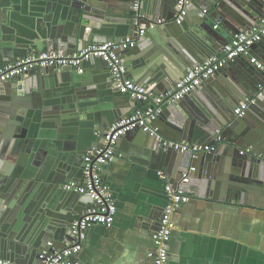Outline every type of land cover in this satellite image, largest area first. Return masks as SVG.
Listing matches in <instances>:
<instances>
[{
	"label": "water",
	"instance_id": "water-1",
	"mask_svg": "<svg viewBox=\"0 0 264 264\" xmlns=\"http://www.w3.org/2000/svg\"><path fill=\"white\" fill-rule=\"evenodd\" d=\"M14 1L17 9H20L24 2V0ZM50 1L54 2L52 6L63 5L73 9L74 22H70L62 31L55 27L49 32L44 31L46 25L41 24L38 28V37L33 40L39 46L36 48L30 46L26 52L17 50L18 56H27L31 48V51L47 48L71 52L81 50L94 42H106L112 39L120 41L127 36L135 35L139 27L145 24L147 29L144 37L152 43L146 46L149 40L144 43L139 40L130 50H123L121 54L133 76L144 84L156 83L157 93L175 87L189 68L217 55L229 41L230 36L250 29L259 18L264 16V0H216L215 3L211 0H191L189 13L181 19L177 17L178 0H144L141 7L142 16L138 21L136 20L137 12L132 8V0ZM149 3L151 6L153 4V12L150 16L146 14ZM207 6L214 11L215 18L202 17L199 15V10H196ZM193 10L197 11L195 12L197 16L193 15ZM14 12L12 11L6 17L13 18ZM112 16H116L117 19H113ZM110 17H112L111 22L114 21L113 24L107 20ZM157 19H162L163 23L150 28V21ZM83 20L94 24L95 28L89 26L90 24H84ZM218 23L220 24L218 29H221L223 33L215 30V25ZM103 26L106 27L104 30L101 28ZM103 31L105 35L102 34ZM255 46H264V40ZM133 54L136 55V62L128 58ZM93 59L103 62L107 67L106 62L101 58ZM230 65L236 68L238 76H233L229 71L226 73L228 69L224 68L181 100L165 104L163 113L153 124L158 126L157 123L160 122L162 129L153 133L137 128L121 139L124 138L131 143L129 152L134 157L146 159L152 156L158 165L164 166L175 186L178 185L184 172L196 167V170L190 171L189 182L180 185L190 194L208 195L228 201L235 200L264 208V102L258 99L257 104L253 105L243 117H237L234 113L240 100L250 95L248 93L256 94L260 90L262 82L257 83L254 76L256 74L261 76L263 70L248 62L246 57L238 58ZM75 71L76 69L70 66L56 69L39 67L28 74L0 83V255L2 257L8 255V250L14 248L16 245L14 241L23 243L22 240L26 238L27 241L34 242L38 237V235L34 237L30 235L31 228L22 227L20 223L25 208L20 209L17 206L16 209V204L23 206L29 204L28 194L35 185H38V180L44 179L43 175L47 173L50 166L57 167L56 170L60 174L69 173L68 163L71 161H66L64 158L61 161L54 151L48 158L49 164L47 161L44 165L38 161L35 162L33 158L37 156L39 151L37 148L41 145L46 152H51L52 150L46 146L45 142L54 137H57L58 145L68 149H71L69 146L74 145L73 143L77 145L79 142V154L72 162L74 166L72 172L79 168L78 175H82L86 153L101 143L105 131L118 117L126 115L124 109L110 112L105 106V110L103 105L98 104L99 94H92L90 101L82 97L79 99L73 97L70 100L68 98L49 109L46 108L44 117L50 115L54 125L55 122L63 124L72 121L71 135L52 136L50 133L55 132L54 129L46 136L44 131L38 136L35 129L38 109V104H34L36 94L42 92L44 87L50 88L53 84L58 85L57 87L62 90L60 85L64 83H59L62 76L66 77V85H82L83 88L89 87L93 91H112L113 94L110 95H116L120 101L118 106H121V102L129 101L130 94L115 87L112 74L110 81H100L84 73L77 76ZM207 86L212 87V92L205 94L203 99H199L197 95L200 96L202 90L207 92ZM54 89L56 91V88ZM65 93L68 94V92ZM69 94H83V92L75 90ZM191 98L198 101H193ZM132 100L134 104L137 103L134 98ZM71 104L75 109H72L69 115L62 116L56 112L57 110L69 112ZM261 105L262 111L259 110ZM88 108L98 109L100 112L95 117V121L90 120L91 112ZM73 132H76V135ZM219 133L222 141L218 149L202 152L197 157H193L190 151L181 153L165 147L160 141V138L164 137L205 145L214 143ZM75 139L76 142L71 141ZM6 157L12 160H6ZM6 161L9 163L6 164ZM32 164L41 168L38 175L37 172L28 174L33 170ZM2 165L8 169H3ZM53 173L54 170L49 180ZM55 188L58 187L55 186ZM58 193L65 196L86 197L90 201L87 195L74 191L63 190ZM42 205H45L44 202ZM21 211L22 214H20ZM45 211L48 215L43 223L50 214H56V211L50 208L42 209L40 216L33 215L32 225L35 226L34 217L43 218L41 214ZM59 215L61 219L65 216L63 213ZM46 229L50 230L43 238V242L47 243L44 245L48 247L52 245L54 248L66 246L65 239L71 233L69 229L56 231L60 229L54 225ZM23 244L32 250V247H28V243ZM12 254L11 251L10 255ZM5 258L14 261L11 256ZM35 264H39V261L36 260Z\"/></svg>",
	"mask_w": 264,
	"mask_h": 264
},
{
	"label": "crops",
	"instance_id": "crops-1",
	"mask_svg": "<svg viewBox=\"0 0 264 264\" xmlns=\"http://www.w3.org/2000/svg\"><path fill=\"white\" fill-rule=\"evenodd\" d=\"M211 1L212 3L216 2V0ZM53 4L54 2L50 0H24L20 9H17L18 7L14 0H0V65L19 58L17 50L26 52L30 46L34 48L39 46L33 40L38 37V28L41 24L46 25L44 31L49 32L50 30H54L55 27H58L62 31L70 22H74L73 16L75 12L73 9L63 5L52 6ZM152 6L151 3L147 6L146 14L149 16L153 12ZM205 8L210 9L208 6ZM200 9L196 10L200 12ZM196 10L192 12L194 16H197ZM12 11H15L13 18L6 17ZM199 15L201 16V14ZM207 16L215 18L214 11L210 9V13ZM112 17H114L113 19H117L116 16ZM112 17L107 20L111 22ZM82 22L90 24L87 20H83ZM112 22L111 24H113ZM89 26L95 28L94 24H90ZM101 28L104 30L106 27L103 26ZM215 30L223 33L221 29L215 28ZM102 34L105 35V31ZM148 40V38L143 37L140 42L144 43V41L147 42ZM150 43L152 41L149 40L146 46H149ZM255 45L253 47V54L264 62V46ZM31 49H29L30 54L33 52ZM128 58L136 62V55L133 54ZM246 59L250 62L248 57ZM107 67L103 62L93 59L85 64L83 73L98 78L100 81H110L111 72ZM226 69H228L226 73L229 71L233 76H238L236 68H232L230 63ZM262 70L263 74L261 76L257 74L254 76V80L257 83L260 82L261 84L262 82L260 90L264 88V69ZM75 72L77 76L81 74L77 70ZM129 75L139 84L144 85L131 72ZM65 80L66 77L62 76L59 82L64 83V85H60L63 88L62 90L57 87L58 85L53 84L50 88L44 87L42 92L36 94L34 104H38V109L35 120L37 128L35 129H37L38 136L42 131L45 132L44 135L46 136L54 129L56 131L50 133L52 136L71 135L73 131L70 130L72 121H67L63 124L55 122L54 125L50 115L44 117L46 108L49 109L68 98L70 100L73 97H76V99L82 97L90 101L92 94H99L100 100L98 104L103 105L104 109L105 106L110 112L124 109L126 115L132 113L140 105L138 103L134 104L130 95L129 101L121 102V106H118L120 101H118L116 95H110L113 94L111 93L112 91H93L89 87L83 88L82 85H66ZM145 85L156 89V83ZM54 88H56V91H54ZM75 90H79L83 94H69ZM206 90L208 91L202 90L200 96L199 94L197 95L199 99H203L205 94H210L212 87L209 86ZM65 92H68V94ZM248 94L250 95H246L245 97L253 96L255 92ZM261 96L259 100L264 102V93ZM191 99L198 101L195 98ZM241 101L237 103V106ZM262 107L261 105L260 111L264 108ZM72 109L75 108L71 104L69 112L64 110L55 111L59 112L62 116H67L72 112ZM76 109L78 110L79 108L77 107ZM88 110L91 112V115H89L90 120L95 121V117L100 112L98 109L90 110L88 108ZM120 118L122 117H118L115 121ZM157 124L162 129L160 122ZM73 134L76 135V132H73ZM56 139L57 137H54L45 142L46 146L52 150L51 152H46L40 145L37 148L40 158L37 153V156L33 160L44 165L46 161L48 163V158H50L54 151L58 154L57 158L61 161L63 158L66 161H71L68 163L69 173L66 175L60 174L56 170L58 169L57 167L50 166L47 173L43 175L44 179L38 180V185H35L28 194L27 201L29 204L26 206L16 204V209L17 206L20 209L25 208L23 214L22 211L20 212L22 214L20 224L24 228L32 229L33 233H30L32 237L35 235H38V237L34 242L27 241L26 238L22 240L23 243H28V247H32V250L26 248L25 246L27 245L21 243V241H14L16 245L12 250H8L9 254L3 256V258L11 256L15 264H35V261H38V254L43 249L48 248V245H44L47 243L43 242V238H45L50 230L46 228L48 226L53 227L54 225L60 229L56 231H62L64 228L71 231L70 224L72 220L80 216L83 210L90 204V201L86 197L65 196L62 193H58L65 190L63 188L65 182L70 180L80 181L82 180V175H78L79 168H76L72 172L74 168L72 162L76 160L79 154V142H77V145L73 143L74 145L69 146L71 149H68V147L58 145ZM71 141L76 142V139ZM130 147L131 143L129 141L124 138L120 139L118 155L107 165L106 177L111 183L118 206L115 223L110 228L95 225L89 230L84 248L77 256L83 261L101 264H153L148 253L153 246V231L159 224L166 203L165 187L167 180L162 177L160 172L168 173L164 166L161 167V165H158V162L153 160L152 156L146 159L144 157H134L129 152ZM8 159L12 160V158L6 157V160ZM56 162H58L57 159ZM8 163L9 161H6V164ZM2 167L5 170L8 169L4 165ZM32 167V171L27 170L29 171L28 174L37 172L38 175L41 168L34 164H32ZM53 170V176L49 180ZM55 186L58 188H55ZM191 196L190 202L179 210L175 219V229L169 247L171 264H264V208H259L248 203H240L235 200L215 199L208 195L199 196L191 194ZM42 202L45 205L41 206ZM48 208L56 211V214H50L49 218L43 223L45 217L48 215L45 211L41 214L43 218L34 217L33 222H35V226L32 225L31 219L33 215L40 216V211ZM60 213L65 214L66 217L64 216L61 219ZM37 223L38 227L36 226ZM65 240L64 244L66 246L71 243L73 240L72 233ZM58 244L60 245L61 243ZM11 251L12 255H10Z\"/></svg>",
	"mask_w": 264,
	"mask_h": 264
},
{
	"label": "built area",
	"instance_id": "built-area-1",
	"mask_svg": "<svg viewBox=\"0 0 264 264\" xmlns=\"http://www.w3.org/2000/svg\"><path fill=\"white\" fill-rule=\"evenodd\" d=\"M143 2L144 0H132V8L137 12V21L142 16ZM190 4L191 0H178L177 17L179 19L189 13ZM209 13V8H202L199 12L202 17ZM162 23V19L151 20L150 28ZM219 26L218 23L215 28L218 29ZM146 29L147 26L143 24L133 36H127L120 41L94 42L81 50L71 52L50 49L33 51L25 57H19L15 61L0 65V83H3L28 74L39 67L56 69L70 66L79 73H83L88 61L96 57L101 58L113 75L115 87L129 93L140 104L132 113L115 121L105 131L101 143L86 153L82 180H70L63 184V188L67 191L87 195L90 198V204L70 224L73 236L71 243L64 248H54L49 245L39 253V264H101L83 261L77 256L83 250L89 230L93 226L102 225L110 228L115 223L118 206L111 183L106 177V171L107 165L118 155V144L123 136L137 128H143L146 132H157L160 127L153 124L163 113L165 104L181 100L238 58L248 57L258 69H264V62L253 54L254 45L264 39L263 16L250 29L233 35L217 55L189 68L175 87L157 93L152 86L139 84L129 75V67L121 54L123 50L135 46L144 37ZM263 91L264 88L253 96L245 97L234 109L235 115L245 116L248 110L257 103ZM160 141L165 147L181 153L190 151L193 157H197L202 152L216 151L222 139L219 133L214 143L205 145L189 140L176 141L164 137H161ZM194 170L196 167L184 172L177 186L168 174L160 172L167 180L166 203L159 224L153 231V246L148 253L153 264H171L169 247L175 229V219L179 210L192 198L191 194L180 185L189 182L190 171ZM0 264L15 263L0 256Z\"/></svg>",
	"mask_w": 264,
	"mask_h": 264
}]
</instances>
